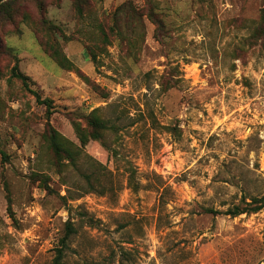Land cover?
<instances>
[{
    "label": "rangeland",
    "instance_id": "rangeland-1",
    "mask_svg": "<svg viewBox=\"0 0 264 264\" xmlns=\"http://www.w3.org/2000/svg\"><path fill=\"white\" fill-rule=\"evenodd\" d=\"M263 11L0 0V264H52L69 223L64 264H264V209L206 213L264 196Z\"/></svg>",
    "mask_w": 264,
    "mask_h": 264
},
{
    "label": "trees",
    "instance_id": "trees-1",
    "mask_svg": "<svg viewBox=\"0 0 264 264\" xmlns=\"http://www.w3.org/2000/svg\"><path fill=\"white\" fill-rule=\"evenodd\" d=\"M262 18L264 20V11L262 13ZM12 76L14 78H17L22 81L24 87L29 91L32 92L38 102L40 104H44L47 106L48 111L51 110V103L48 100H41L38 93L34 91H30L29 89V81L30 79L25 76L23 73L20 72L18 64L12 69ZM99 110H95L93 112L92 120L90 121V127L92 129V133H82V131H78L79 139L81 141L82 146H85L87 143H89L91 140L93 141H100L103 138V133L107 130H109V126L107 122L104 121L103 118L99 117L97 113ZM60 135L57 133H54L52 135V146L55 148L56 153L59 155L61 153L67 154L68 158L71 160V162L75 161V153L71 148L64 149L62 143H60L59 138ZM64 149L63 151L61 149ZM3 154V153H2ZM264 209V196H258L253 197L250 202H247L245 199L241 202V205H234L231 207L228 211L225 213H221L219 211L214 210H207L206 213L210 214H223L231 217H238L243 214H251V213H258L261 210ZM77 233L74 225L72 223H69L67 225V232L65 237L61 240L60 247L57 248L56 256L54 257V260L52 264H64L65 258L67 256L68 250H69V243L73 236H75ZM123 256H127V252L123 251Z\"/></svg>",
    "mask_w": 264,
    "mask_h": 264
}]
</instances>
